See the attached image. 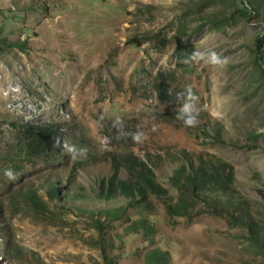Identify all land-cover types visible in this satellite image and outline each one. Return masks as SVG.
I'll list each match as a JSON object with an SVG mask.
<instances>
[{
  "label": "rangeland",
  "instance_id": "rangeland-1",
  "mask_svg": "<svg viewBox=\"0 0 264 264\" xmlns=\"http://www.w3.org/2000/svg\"><path fill=\"white\" fill-rule=\"evenodd\" d=\"M242 1L0 0V264H106L85 212L105 222V211L126 203L117 193L116 203L98 199L101 183L130 180L131 157L175 197L170 178L182 152L195 165L219 159L231 167L254 234L233 211L171 221L150 195L155 245L114 222L103 237L115 264H143L156 247L171 264H264V75L256 58L264 66V19L262 9L242 14ZM136 36L146 38L130 44ZM16 42L23 50L4 44ZM194 51L228 62L193 61ZM188 87L195 127L176 119ZM43 128L54 130L47 142ZM57 140L86 148V158L72 159Z\"/></svg>",
  "mask_w": 264,
  "mask_h": 264
},
{
  "label": "trees",
  "instance_id": "trees-1",
  "mask_svg": "<svg viewBox=\"0 0 264 264\" xmlns=\"http://www.w3.org/2000/svg\"><path fill=\"white\" fill-rule=\"evenodd\" d=\"M242 4V14L244 11L247 13L262 9L264 19V7L261 6L264 4V0H243ZM144 38L146 36H136L131 38L129 43L138 45ZM4 44L9 48H18L20 50H23L25 46L24 43L20 42ZM256 58L261 67L260 71L264 75L262 57L257 54ZM53 134V129L43 128L40 131V138L47 142ZM214 140L217 143H222L218 132ZM182 156L184 163L174 171L173 176L170 178V184L177 194L175 197L169 196L168 192L159 185L155 174L145 163L131 157H126L127 159L124 162L130 180L121 181L113 177L107 182L103 181L101 183L102 190L98 199L105 203H116L115 194L117 193L124 198L126 203L124 208L105 211V222H102L97 217V215L102 213L85 212V214L95 219L96 229L100 234L99 244L106 264H115L117 259L112 254L113 244L111 240L103 237L106 229L114 222H127L126 235H141L151 247L155 245V225L150 221V218L154 216L155 208L150 202V195L163 204L166 215L171 221H175L178 218L190 220L205 213L220 215L233 211V217L236 216V213H239L240 217L247 219L245 224L250 232L254 234L252 218L248 215L246 216V204L237 199L232 191L231 186L234 183V176L231 167L219 159L209 164L201 161L199 165H195L187 152H182ZM48 196L52 202H55L59 197L58 191L54 186H50ZM27 199L38 212L45 213L47 211L46 205L37 194L30 193ZM129 208L135 209L133 216L126 214ZM241 213L245 214V216L241 215ZM143 264H171L170 255L160 248H152L145 252Z\"/></svg>",
  "mask_w": 264,
  "mask_h": 264
},
{
  "label": "clouds",
  "instance_id": "clouds-1",
  "mask_svg": "<svg viewBox=\"0 0 264 264\" xmlns=\"http://www.w3.org/2000/svg\"><path fill=\"white\" fill-rule=\"evenodd\" d=\"M190 59L193 61L203 60L205 63L211 64L213 66L224 67L227 64V59L221 57L215 51L203 53L194 51ZM197 97L191 90V87L186 89V93L184 96V103L180 107V111L176 113V119L183 122L186 127H195L198 123L199 109L196 107L195 101ZM119 124V120L116 121ZM258 133L264 132V128L257 129ZM142 138V133L133 134V139L136 141H140ZM56 144L62 146L64 150L71 156L72 159L77 158H86L87 149L83 147H77L76 145H72L67 143L66 141L61 143L59 140L56 141ZM4 175L11 181L16 179V174L12 169H7L4 172Z\"/></svg>",
  "mask_w": 264,
  "mask_h": 264
}]
</instances>
